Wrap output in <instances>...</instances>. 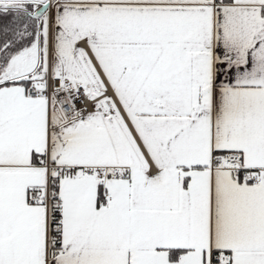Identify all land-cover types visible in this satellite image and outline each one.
I'll return each mask as SVG.
<instances>
[{
	"label": "snow or ice",
	"instance_id": "6c2138e0",
	"mask_svg": "<svg viewBox=\"0 0 264 264\" xmlns=\"http://www.w3.org/2000/svg\"><path fill=\"white\" fill-rule=\"evenodd\" d=\"M0 264H264V0H0Z\"/></svg>",
	"mask_w": 264,
	"mask_h": 264
}]
</instances>
